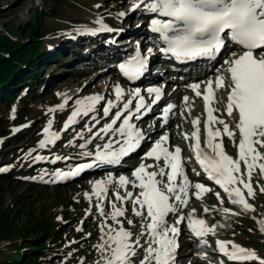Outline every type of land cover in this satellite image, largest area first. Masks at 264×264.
<instances>
[{
	"label": "rangeland",
	"instance_id": "1",
	"mask_svg": "<svg viewBox=\"0 0 264 264\" xmlns=\"http://www.w3.org/2000/svg\"><path fill=\"white\" fill-rule=\"evenodd\" d=\"M133 2L134 0H0V42L5 36L18 45L34 46L39 50L35 52L36 60L33 64L15 63L13 78H18L21 80L19 83L23 84L12 86V98L5 105L0 104V168L4 169L0 171V264L19 258V251H30L40 256L42 250L34 249L35 246L30 244L38 245L47 240L50 233L45 231L53 232V246L43 253L44 256L41 255L40 262L44 261L43 264H102L101 252L96 248L101 243L99 226L113 211V202L125 210V215L118 218L123 227L133 234V240H140V247L135 248L136 255L130 257L131 264H140L145 255L143 248L146 244L143 241L146 239L134 234V230L139 222L147 221L134 215V205L130 201L115 199L113 194L117 192L116 186L111 188L106 203L101 206L106 207L102 216L96 205L102 204L107 194H104L102 200H98L92 194V182L104 180L103 175L98 179L93 177L67 182L55 175L59 172L55 170L58 165L73 164L78 167L76 160L81 159L85 153L91 152L94 156L97 146L102 147L109 139L116 140L118 137L111 131L105 136L100 129L111 123L115 113L122 109L121 105L116 104L115 86L119 85L126 94L128 90L120 83L113 68H102L100 55L104 52L106 38L111 32L127 31L130 37L122 36L128 37L123 42L143 45L141 38L135 39L140 31L133 33L139 24L135 18L138 11L136 12L137 8L133 9ZM139 7L146 11L143 5ZM120 13L124 15L121 16ZM98 21L110 31L103 30ZM30 27L37 30L36 37L29 34ZM140 28L144 29L143 25ZM95 53L98 63L88 64L89 58H93ZM2 54L3 57L12 59L9 54ZM104 70L106 72L98 75ZM16 80L10 84L14 85ZM189 85L191 84L185 85L174 98L164 103L173 102V113H178L182 119L170 126L178 132V138L173 139L182 142L184 150L185 147H190L188 139L184 143L185 135L188 136L189 131L195 130L192 120L199 118L200 131L207 119L200 97L189 95ZM225 92V89L216 91V103L211 105L215 109L213 114L224 120L234 132L232 138L226 136V145L223 144L224 141L221 142L225 152L233 159H238L240 136L239 131L231 124L236 116L234 113L228 117L222 115L225 112ZM95 95L103 97L99 101L100 105L94 107L87 116H77L84 117L81 123H77L75 118V123L65 129L64 125L77 108L76 102ZM184 97L189 98L187 103ZM108 101L113 102L115 111L110 110L108 117L102 118L100 125L96 127L99 119L105 116L103 108ZM49 122L50 132L58 136L51 149H47L46 145L40 147V141L46 139L44 129L49 127ZM210 127L213 130L223 129L220 124ZM205 140L201 135L200 142L204 150ZM81 144L85 147H79ZM259 150L264 153V148ZM73 158L75 161L69 160ZM129 167L128 165L126 169L133 168V165ZM241 170L244 171L243 163ZM252 185L255 194L250 198L246 195V199L253 205V211H244L242 207L231 203L227 193L216 183L205 185L211 191L204 193L200 201L193 195L188 197L187 206H183L177 215V218L184 217L176 225L180 229L176 237L178 259L184 264H226L227 261L215 248L217 240L232 241L264 258V232L260 231L261 225L258 223L264 220V193L261 192L264 176L259 173L258 168L252 172ZM128 190L133 192L132 189ZM243 191L247 194L246 189ZM85 193L90 198H86ZM205 208L209 210L207 213L204 212ZM224 208L229 211L225 213ZM190 213L193 218L204 219L208 226H216L215 233L210 234L207 244L188 246L189 242L196 240L185 224ZM177 218L169 224L174 225ZM128 220H132L133 224L129 225ZM106 223L113 229L120 226L111 219H107ZM20 245L21 248L15 249ZM27 257L22 258L23 264ZM227 264L257 262L233 261Z\"/></svg>",
	"mask_w": 264,
	"mask_h": 264
},
{
	"label": "snow or ice",
	"instance_id": "2",
	"mask_svg": "<svg viewBox=\"0 0 264 264\" xmlns=\"http://www.w3.org/2000/svg\"><path fill=\"white\" fill-rule=\"evenodd\" d=\"M143 5L146 11L155 13L159 17L167 19L153 18L151 20V31L159 33L166 47L161 48V52L170 53L177 60H192L197 57H215L227 47V41L234 42L243 48L241 54L233 52L230 58L224 63L227 65L226 71L230 76V82L225 83L222 76H217L215 80L205 82L203 92L200 91L201 83L189 85L197 97L203 98L207 119L204 122L206 133L205 151L201 148L199 139V118L192 120L193 128L191 138L195 140L193 151L195 159L200 167L207 174L208 178L214 181L227 193L231 203L242 207L244 211H253V205L247 202L242 189H246L247 196H254L252 185V172L259 169V173L264 176V153L259 148H264V0H136L133 2V9ZM119 15H124L120 13ZM102 29L110 31L102 25ZM151 53L152 49H148ZM147 66V58L136 56L127 63H121L119 68L124 76L135 79L140 76ZM214 85V87H213ZM228 88L226 110L228 115L236 113L238 121L235 127L239 131L238 159H233L224 151V146L219 138L226 135L229 138L234 136L224 120L213 114L215 109L210 107V103H216L214 89ZM117 101L123 96V90L119 85L115 86ZM149 94H155L152 103L159 101L161 90L159 88H149ZM137 98L135 104V119L140 120L141 110L147 107L144 98L140 93H132ZM103 99L102 96L95 95L78 100L77 108L72 112L68 121L64 125L67 129L75 123V118L80 115L87 116L94 110L95 105ZM185 103L189 98H183ZM129 100L124 103L123 109L128 110ZM113 102L108 101L103 108V113L108 116ZM60 107H63L61 105ZM175 106L168 104L163 109V119L167 123V117ZM150 110V109H149ZM50 111H52L50 109ZM133 113L128 111L123 116V122L119 127H113L121 119L122 113L117 111L111 123L100 129L101 133L107 134L111 131L113 135L122 137V140L109 139L108 142L97 146L95 161L103 164H119L123 157L135 151L141 141L145 139L141 130L137 129L130 122ZM220 124L223 129L213 130L210 125ZM49 127L44 129L45 140L40 141V147L48 143H54L58 136L50 132ZM15 131H18L16 129ZM99 136V134H97ZM102 138V137H100ZM185 138L189 137L185 135ZM168 135H161L156 140L149 151L145 153L144 159L163 161V167L158 164L141 163L132 171L134 180H130L124 175H120L117 181H113L109 176L106 180H96L92 182V194L98 200H102L108 191V185L117 183L121 188H126L129 184L140 189L138 195L131 191H126L121 195L118 191L114 193L118 201H130L135 216L141 217L140 236L147 235V247L144 248L145 255L140 260V264H174L175 252L178 247L176 237L180 233L179 225L184 217L179 216L175 224H169L167 217L171 213L178 211L177 205L187 206L188 188L191 185L188 176L182 167L181 149L177 146L174 151H170L165 145L168 143ZM215 141V142H214ZM119 144L118 149H113V144ZM259 146V147H257ZM79 147L84 148L81 144ZM85 155H92L91 152ZM243 163L244 171L241 170ZM92 167L91 164L80 165L69 172L56 173L58 179H66L69 176H76L85 168ZM148 169H154L148 171ZM166 169H169L166 171ZM0 171L4 169L0 168ZM166 177V182L157 179ZM242 186V188H241ZM196 191L194 195L200 199L204 193L211 190L201 183H195ZM264 193V187L261 188ZM219 198V194H217ZM86 198H90L85 193ZM176 204H173L172 201ZM143 209L140 211L137 209ZM97 210L103 216L104 209L101 204L96 205ZM113 211L105 217V222L99 226L101 231V243L96 248L101 252L102 264H131L130 257L136 255L135 248L140 247V240L132 239V233L126 230L119 217L125 215V210L112 203ZM195 209H193V212ZM209 210L204 209L207 213ZM227 213L229 210L224 208ZM146 212V215H145ZM111 219L120 225L113 229L106 223ZM129 225L133 224L128 220ZM261 225L260 231L264 232V220L258 221ZM188 228L197 238H203L215 233V225L208 226L204 219H195L190 213L188 216ZM107 229V231H105ZM218 251L227 257L229 261L247 262L256 261L257 264H264V258H260L255 251L245 249L232 241H216Z\"/></svg>",
	"mask_w": 264,
	"mask_h": 264
},
{
	"label": "bare ground",
	"instance_id": "3",
	"mask_svg": "<svg viewBox=\"0 0 264 264\" xmlns=\"http://www.w3.org/2000/svg\"><path fill=\"white\" fill-rule=\"evenodd\" d=\"M138 11V12H137ZM136 14H135V18H136V20H138V25H137V28L133 31V33L135 32L136 33V31H140V33H142V31H144L143 29L141 30V28H140V26L141 25H143V27L145 26V22H146V18H148V17H150V13L148 12V11H144V9H142V8H140V7H137V9H136ZM132 34V33H131ZM125 35H127L128 37H130V34L129 33H127V31H124V32H120V33H114V32H111V33H108V36H107V38H106V40H107V42L105 43V45H104V47H105V49H104V52H102V54L100 55V56H102V59H101V61H100V65H103V67L102 68H108L107 70H109L110 68H113L114 69V71H115V68L112 66V64H113V62H112V60H115V58H117V56H118V54L120 53V50L125 46V45H127L128 44V42H123L124 41V39H126V37L124 38H122V36H125ZM127 37V38H128ZM135 39H139V36H137V38H135ZM132 44H133V46H135V47H140V45H139V43H135V42H132ZM131 44V45H132ZM126 47V46H125ZM94 56H97V54L95 53V55H92V57L93 58H89V56H87V58H89V61H88V64H89V62L91 63V64H97L98 63V61H97V59H96V57H94ZM110 63V64H109ZM104 68V69H105ZM104 72H106V70L105 71H100L99 73H98V75H100V74H103ZM85 75V74H84ZM97 75V76H98ZM87 91H89V90H87ZM124 93V92H123ZM174 95V92H172L167 98H170V97H172ZM123 97V96H122ZM202 100H203V98H202ZM123 103H124V101H123ZM203 103H204V101H203ZM100 105V102L95 106V108H97L98 106ZM114 108V109H113ZM115 111V107H112V110H111V112H114ZM154 111V110H153ZM121 112H122V110H121ZM172 112H173V110H172ZM169 115V119H168V125H174V124H176V122L177 121H179V120H182L179 116H178V113H176L175 112V114H172V113H169L168 114ZM180 115V114H179ZM222 115L223 116H226V117H228V113L225 111V112H223L222 113ZM124 116V114H122V116H121V118ZM108 117V116H107ZM83 118L84 117H76V122L78 123V121L81 123L82 121H83ZM102 118H104V119H106V116H103V117H101L100 119H99V115H98V119L100 120L98 123H97V125H96V127L97 126H99L100 125V122H101V119ZM104 121V120H103ZM119 121V120H118ZM118 121H117V124H118ZM238 121V119L237 118H235V119H233L232 120V126L234 127V128H236L235 127V124H236V122ZM116 124V125H117ZM116 125H114L113 127H115ZM172 126H166V128L165 127H157L156 128V130H158V129H165V130H163L164 132H162L163 134L162 135H168V137L169 138H178V132H175L171 127ZM180 126V125H179ZM73 127V126H72ZM182 128H183V126H182ZM93 129V128H92ZM188 129V128H187ZM220 129V128H219ZM237 129V128H236ZM75 130V129H74ZM177 130H180V128H178L177 127ZM238 130V129H237ZM189 131V130H188ZM193 131H189V138L191 139V143H192V138H191V133H192ZM108 134V133H107ZM107 134H105V136L107 135ZM199 134H201V135H204L205 137H206V133H205V131H204V127H203V129H202V131L199 133ZM116 136V135H115ZM118 137H120V136H118ZM188 138V139H189ZM95 139V138H94ZM147 139L148 138H145L143 141H142V143H141V145L139 146V148H138V151H136V152H134V153H132L131 154V156H130V158H129V160H131V161H133L134 163H136L137 161H139L138 159H137V156H136V154L137 153H139L140 151H141V149L143 148V147H145V145L147 144ZM93 140V139H92ZM226 140V135H224V136H222L221 137V141L223 142V144H225L226 145V142L227 141H225ZM118 147H119V144H113V149H118ZM187 149V148H186ZM204 149V148H203ZM207 150V149H206ZM195 155V154H194ZM92 155H83L82 156V158L81 159H79V160H76V163L78 164V166H80V165H87V164H91L92 165V167H88V168H85L82 172H80L79 174H77L76 176H69L67 179L68 180H80V179H82V180H88V179H91V178H93V177H95V179H98V177H100V176H104V173L106 172V171H111V170H108L109 168L107 167V165L106 164H103V163H98V162H94L95 161V157L94 158H92L91 157ZM79 157H81V156H79ZM76 158H78V157H76ZM70 161H75V159L73 158V159H69ZM127 160V159H126ZM124 163H125V160H123V163L120 165V167H122V166H124ZM68 164H70V163H68ZM63 166H65L64 168L62 167V166H58L56 169H57V171L58 170H61V171H63L62 173H64V172H69V171H71L72 169H74V168H76L75 166H73V164L72 165H67V164H63ZM182 167H183V169H184V171L186 172V171H191L192 169V167L190 166V164H188V163H186L185 162V164H182ZM191 167V168H190ZM153 169H148V171H152ZM166 171H168V169H166ZM196 172H198V171H196ZM195 172V173H196ZM194 174V173H193ZM203 174H204V172H203ZM206 174V173H205ZM194 175H197V174H194ZM102 176V177H103ZM157 179H161V180H163V181H165L167 178L166 177H157ZM118 179H114L113 181H117ZM130 180H134V179H132V177H130ZM212 182H214V181H212V180H210L206 175H203L202 177H199V176H197V179L196 180H194L192 183H191V185H190V187L188 188V196L186 197V199H188V197H192V195H193V197L195 196L194 195V193H195V191H196V189H195V187H194V185H195V183H201V184H203V183H212ZM113 184H115V183H113ZM112 184V185H113ZM111 184H109V186H110ZM111 185V186H112ZM131 185V184H130ZM119 188V189H118ZM118 188H116V190L121 194V195H124L121 191H120V187L118 186ZM242 188V187H241ZM135 189H138V188H135ZM242 191H243V189H242ZM108 193V192H107ZM243 194H244V196H245V198H246V195L247 194H245V192L243 191ZM134 195H138V194H134ZM108 196V195H107ZM203 196V195H202ZM195 198H196V196H195ZM202 198V197H201ZM200 198V199H201ZM200 199H198L199 201H200ZM107 200V199H106ZM106 200L104 201V203L106 202ZM103 203V204H104ZM172 203L173 204H176V202L173 200L172 201ZM194 205V204H193ZM181 207H182V205H177V208H178V211L181 209ZM137 208H138V206H137ZM103 209H105L106 210V207H104ZM95 210V209H94ZM142 212L143 211H145V210H143V209H140ZM178 211L176 212V213H171L170 214V217H168L167 218V220H168V223L170 222L169 220H171L172 218H174L177 214H178ZM201 212V211H200ZM146 213V212H145ZM173 216V217H172ZM92 218V217H91ZM195 219H198V218H195ZM137 222H139V221H137ZM140 224L138 225V226H136V228H135V232H134V234H139V233H137V231L140 229V225H141V223H143V222H139ZM145 223H147V222H145ZM142 238H145L146 239V241H143V242H145L144 244H146L145 245V247L144 248H146L147 247V240L149 239V237L147 236V235H144V236H142ZM143 244V245H144ZM144 248H143V250H144Z\"/></svg>",
	"mask_w": 264,
	"mask_h": 264
},
{
	"label": "trees",
	"instance_id": "4",
	"mask_svg": "<svg viewBox=\"0 0 264 264\" xmlns=\"http://www.w3.org/2000/svg\"><path fill=\"white\" fill-rule=\"evenodd\" d=\"M28 29H29V34H31V37L37 36L36 29L31 28V27ZM33 47L34 46L26 47L24 45H18L12 42L11 40H9L7 37L3 36V41L0 42V104L5 105L7 101L12 98L13 96L12 89H11L12 86L23 84V82L19 83L21 80H19L18 78L17 80L14 79L15 77L13 75V72H14L13 70L16 67L15 65L16 62L25 64V65L34 63V60H36L35 52L39 50L38 48H35V47L33 48ZM2 52L9 54V56H11L12 59L10 60L9 58L3 57ZM13 79L16 80V83L14 85L10 84L11 81H14ZM45 233H50L49 238L47 240H45L44 242L38 245L30 244V246H35L34 249L38 248L39 250H42L41 255L43 256L45 255L43 253L50 250L48 248L53 246V243L51 242L53 232L45 231ZM21 247L22 245L17 246L15 249H18ZM41 255L40 256L35 255L33 253H30V251H19V254H18L19 258L17 259L12 258L13 260L11 259L12 261L6 262V264H23L22 258L24 256H28L25 264H43L44 261H42L43 263L40 262V259H42Z\"/></svg>",
	"mask_w": 264,
	"mask_h": 264
}]
</instances>
